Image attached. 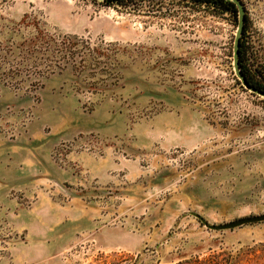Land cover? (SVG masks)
<instances>
[{
	"label": "rangeland",
	"instance_id": "obj_1",
	"mask_svg": "<svg viewBox=\"0 0 264 264\" xmlns=\"http://www.w3.org/2000/svg\"><path fill=\"white\" fill-rule=\"evenodd\" d=\"M259 1L242 0L241 40L249 74L264 85ZM235 10L195 0H0V102L30 100L7 98L0 114L18 124L31 111L29 126L46 114V134L68 116L114 125L116 135L76 132L51 149L70 170L55 198L87 204L86 218L59 235L65 264H264V222L213 228L264 214V97L235 74ZM81 153L111 156L109 180L67 163ZM50 185L38 189L50 194ZM0 237L3 247L21 238Z\"/></svg>",
	"mask_w": 264,
	"mask_h": 264
},
{
	"label": "crops",
	"instance_id": "obj_2",
	"mask_svg": "<svg viewBox=\"0 0 264 264\" xmlns=\"http://www.w3.org/2000/svg\"><path fill=\"white\" fill-rule=\"evenodd\" d=\"M258 4L264 13V0ZM7 98L0 102V109L8 103L18 106L30 102L28 98L15 99L9 95ZM67 98L71 111L80 112L76 96L69 92ZM107 104L108 107L114 106L112 101ZM94 111H100L97 105ZM40 116L41 119L34 121L26 134L16 141L10 142L0 137V231H11L21 237L8 243L5 253L0 256V264H65L61 259L64 246L58 243L62 240L59 235L64 232L65 226L78 224L86 218L87 204L80 198L73 201L55 198L53 193L56 191L66 192L62 185L57 187L55 182L60 184L62 179L70 177V170L68 168L62 172L58 169L51 158V149L60 138L76 132L95 130L109 137L116 135L110 121L103 123L95 117L94 124L88 126L69 116L60 123L53 121V131L46 134L42 132V125L51 121L46 114L41 113ZM170 127L174 128L175 125ZM66 161L68 164H80L104 182L109 180V171L116 167L111 156L102 158L81 153L70 155ZM45 181L51 183L53 191L50 194L38 189V184ZM13 190L21 192L20 199L10 195Z\"/></svg>",
	"mask_w": 264,
	"mask_h": 264
},
{
	"label": "water",
	"instance_id": "obj_3",
	"mask_svg": "<svg viewBox=\"0 0 264 264\" xmlns=\"http://www.w3.org/2000/svg\"><path fill=\"white\" fill-rule=\"evenodd\" d=\"M99 2H103L105 0H96ZM232 3H234L238 9V29L236 32V38L234 42V48H233V65L235 74L241 81V84L243 87L247 90H249L251 93L257 94L259 96L264 97V91L252 86L247 81L246 76L240 69V49H241V37L244 34L245 25H246V7L245 4L242 2V0H229ZM264 222V214L259 216H252L247 218L238 219L236 221L230 222L228 224L220 225V226H214V229H234L237 227H241L247 224H254Z\"/></svg>",
	"mask_w": 264,
	"mask_h": 264
},
{
	"label": "trees",
	"instance_id": "obj_4",
	"mask_svg": "<svg viewBox=\"0 0 264 264\" xmlns=\"http://www.w3.org/2000/svg\"><path fill=\"white\" fill-rule=\"evenodd\" d=\"M198 1L200 3H209L212 4V6L214 7L215 11L219 12V13H224L226 11H230V12H234L237 13V11L235 10L236 5L234 3H232L229 0H195ZM104 3L110 4V3H117L118 5H125L126 0H105L103 1ZM247 27V23L245 25V28ZM246 32V30H244V33ZM244 41L241 40V49H240V69L241 71L244 73V75L247 78V81L249 82L250 85L264 91V85L259 82V81H255V79L253 78V76H251L249 74V70L246 68V64H245V60L243 58V47H244Z\"/></svg>",
	"mask_w": 264,
	"mask_h": 264
},
{
	"label": "built area",
	"instance_id": "obj_5",
	"mask_svg": "<svg viewBox=\"0 0 264 264\" xmlns=\"http://www.w3.org/2000/svg\"><path fill=\"white\" fill-rule=\"evenodd\" d=\"M8 113L12 115L11 111ZM23 114L25 115L22 117V119H19L18 124H14L15 122L13 123L12 120H6L5 116L0 114V134H3L8 139V141H16L18 139L17 130L18 132H20V130L27 131L29 123L34 120V114L31 111L24 110ZM4 244H6V241L0 237V255L4 254L6 251L7 247H3Z\"/></svg>",
	"mask_w": 264,
	"mask_h": 264
}]
</instances>
